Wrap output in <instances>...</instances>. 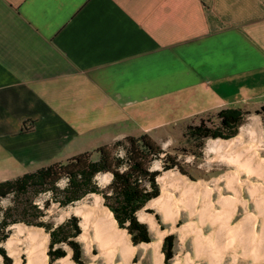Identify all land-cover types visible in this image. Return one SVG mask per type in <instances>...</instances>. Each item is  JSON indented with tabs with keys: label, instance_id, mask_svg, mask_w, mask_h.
I'll list each match as a JSON object with an SVG mask.
<instances>
[{
	"label": "crops",
	"instance_id": "0c3cea01",
	"mask_svg": "<svg viewBox=\"0 0 264 264\" xmlns=\"http://www.w3.org/2000/svg\"><path fill=\"white\" fill-rule=\"evenodd\" d=\"M262 106L264 0H0V183Z\"/></svg>",
	"mask_w": 264,
	"mask_h": 264
},
{
	"label": "trees",
	"instance_id": "16d2710c",
	"mask_svg": "<svg viewBox=\"0 0 264 264\" xmlns=\"http://www.w3.org/2000/svg\"><path fill=\"white\" fill-rule=\"evenodd\" d=\"M249 114L240 109L223 110L216 115L217 123L200 121L196 125L190 124L183 137L194 144L192 154L200 159L208 140H231L237 137ZM255 114L262 119L264 133V106ZM120 149L123 155L118 153ZM93 154H97V159H93ZM158 160L163 161V170L153 171L152 165ZM174 169L187 176L177 157L164 151L149 135H142L126 137L93 152L1 182L0 256L3 262L0 264H13L3 244L10 238L11 228L18 224L44 229L50 236L47 251L49 264L67 256L64 245L72 250L73 262L83 264L82 247L76 241L82 234L78 218L73 216L56 227L43 220L52 204L66 208L91 194L103 197L105 207L113 214L119 228L128 232L134 246L151 243L149 229L139 221L138 213L160 196L157 179L162 172ZM105 174L112 175V180L102 189L96 183V178ZM63 180H66V185L60 189L59 184ZM42 195H49L44 206L37 203ZM5 199L10 202L2 207L1 202ZM147 212L152 213L150 210ZM174 241V235L164 239L162 253L165 264H170L174 257Z\"/></svg>",
	"mask_w": 264,
	"mask_h": 264
},
{
	"label": "rangeland",
	"instance_id": "374dc122",
	"mask_svg": "<svg viewBox=\"0 0 264 264\" xmlns=\"http://www.w3.org/2000/svg\"><path fill=\"white\" fill-rule=\"evenodd\" d=\"M256 111L257 110L254 111L252 109L250 111H245L250 112V114L247 116L245 124L242 127L252 126L256 129L257 132H261V135L263 134L262 136H259V138L255 139V144L257 146V150H259V159L264 161L263 126L262 121L258 120L259 117L255 114ZM216 115L217 114L206 115L193 124H199L200 121H205L208 124L217 123L218 121ZM241 128L239 130V134H241ZM183 134L184 131L169 129L164 131V133H161L160 138L156 139L155 141L162 146L164 151L178 158V160L182 164L184 172L187 173V176L180 173L178 169L170 170L171 172L179 174L186 181H188V184L190 183V185L199 184L197 187L193 188L197 193V205L194 207V210H191V212H183L182 209L184 208L185 201L183 189L168 186L167 192L172 198L170 204L174 209H179V216L175 219V222H164L163 213L157 207L152 206L151 203H148L146 208L138 213V219H140L141 214H146L150 217H153L156 222L157 229H159L161 232L166 233L165 238L169 235L175 236L174 257L170 261V264H173L177 256L180 257L185 264H212L214 260L213 252L207 250L208 247L206 246L208 245V242L214 243V245L216 246L214 248L223 251L221 264H264V247H261V245H259V247H254L253 243H250L249 235L240 234L242 237H238V240H235V242L231 246L229 245L232 236L234 235L233 231L235 225L241 222L247 214H255L258 216V223L255 233L258 234L262 231V219L258 214L259 210L257 208V205L255 204L254 199H252L248 191V187L251 184L261 183L262 181L258 177H252L248 179L238 166L232 165L229 161L231 157H236L243 160L239 157V154L243 150V147L249 145L250 139H246L245 145L239 146L236 143L230 146H225L221 151L218 152H215L212 149L216 143L208 142L206 143V147L203 150V156L200 159H197L192 154L194 150V144L187 142L183 137ZM234 140L235 138L233 140H230L229 142H232ZM118 153L120 155H123V151L121 149ZM97 157V154H93V159H97ZM162 157H164V155ZM152 170L162 171L163 161H155L152 165ZM170 171L162 172L159 177L166 175ZM236 174L239 179V186L241 187V190L238 187L235 188L237 191L239 189L237 194L235 193V190L229 186L228 183V179ZM111 180L112 175L110 174L99 175L96 178V183L100 188L103 189L111 182ZM157 182L160 187L161 196V183L158 180ZM65 185L66 180L61 181L59 184L60 189H63ZM206 195L209 196L205 197ZM229 197L241 200L247 205L243 206L240 204L236 206L234 215L227 222V228H225L222 226L223 223H221V221L217 219V214H224V207L222 202ZM48 199L49 195H42L37 200V203L40 206H44L45 201H47ZM207 200H209L211 204V210L208 213L205 212V205ZM9 202V199H5L1 202V206L6 207ZM104 207L105 205L103 197L98 194H91L82 201L66 208H61L57 204H52L51 207L47 210V216L43 221L46 223H51L54 227H56L58 225H61L71 217L75 216L78 218L81 227V220L83 219L78 211L81 210L90 213L92 215L91 225L93 224L88 232V237L91 243L90 251H88V246L86 245V243L79 240V237L82 234L76 239V241L80 243L82 247L83 264H105L104 259L99 257L102 251L94 241V224H96L97 222V216L101 214V208ZM147 210L152 211V213H148ZM141 223L147 225L151 236V243L156 242L157 230L151 229L149 223L147 222ZM19 226L25 225L18 224L13 226L11 228L12 234L9 239L13 238L17 234ZM184 227H188L189 231L191 232L185 233V235H183L181 230ZM27 228L39 229L42 230L44 234H47L45 230L41 228ZM198 233L200 235V239H202L201 242L200 239H198ZM209 239H211V241H207ZM22 240H24L23 237H21V241ZM3 247L5 248V244H3ZM63 247L66 250L67 255L70 251L72 252L69 246L64 245ZM27 248L28 247H25V244L23 245V243L16 248L17 254L19 253L18 257L21 260L22 264L27 262ZM255 248L257 250H255ZM261 248H263V250H261ZM7 254L12 259L14 264L15 259L10 256L8 251ZM135 259L136 262L134 263ZM117 260H120L119 257L117 258ZM58 261L54 264H59ZM163 261L165 263V257ZM2 262L3 259H0V263ZM132 264H154V260L151 253L146 251L143 246L139 245L137 246Z\"/></svg>",
	"mask_w": 264,
	"mask_h": 264
},
{
	"label": "bare ground",
	"instance_id": "6f19581e",
	"mask_svg": "<svg viewBox=\"0 0 264 264\" xmlns=\"http://www.w3.org/2000/svg\"><path fill=\"white\" fill-rule=\"evenodd\" d=\"M250 134L251 141L249 142V145L243 147V150L241 149L242 151L239 154V157L243 160L236 157H231L229 161L232 165L238 166L248 179L252 177H258L262 181L261 183L251 184L248 187L249 194L252 199H254L259 210L258 214L262 219V231L258 234L255 233L258 223V216L255 214H247L241 222L235 225L233 231L234 235L232 236L229 245L231 246L235 240H238V237L241 236L240 234H245L249 235L250 243H253L254 247H259V245L264 247V161L259 159V150H257V146L255 144V139L262 135L261 133L257 132L256 129L251 131ZM239 142H241V140L237 139L229 143L221 144L217 148L212 149L213 151L218 152L221 151L225 146H230L236 143L240 144ZM237 174L228 179L229 186L235 190L236 194L239 189L241 190ZM157 180L161 183V196L150 203L163 213L164 222H175V219L179 216V209H174L170 204L172 198L167 192L168 186L183 189V194L185 196L184 208L182 209L183 212L187 213L191 212V210H194V207L197 205L198 198L197 193L193 188L197 187L199 184L190 185V183L188 184V181H186L179 174L171 171L166 175L159 177ZM236 187L239 188L238 191L235 189ZM208 196L209 195H206L205 197ZM209 200L206 201L205 205V212L207 213L211 210V204ZM222 203L224 207V214H217V219L223 223V227L227 228V222L234 215L236 206L240 204L246 206L247 204L232 197L223 200ZM101 209V214L97 216V222L94 224V241L102 251L99 257L104 259L105 264H132L137 247L132 244L131 237L128 232L119 228L117 221L109 209L105 207ZM78 213L83 219L81 220V228L83 233L79 237V240L86 243L88 246V251H90L91 243L88 237V232L91 229V226H93V224L91 225L92 215L81 210H79ZM139 221L147 222L149 223L151 229L157 230L156 242L151 244H141V246H143L146 251L151 253L154 264H165L163 261L164 255L161 252V248L166 233L157 229L156 222L153 217H150L146 214H141ZM181 232L183 235H185V233L191 231H189L188 227H184ZM21 237H23L24 240L21 241ZM49 239L50 236L44 234L42 230L29 229L25 226H19L17 234L5 243V249L9 252L10 256L15 259L14 264H22L18 257L19 253L17 254L16 248L23 243V245L25 244V247H28L26 251L27 262L24 264H49V258L47 255ZM198 239H200L199 233ZM201 240L202 239H200V242ZM207 241H211V239ZM206 247H208V251L213 252L214 260L212 264H221L223 251L214 248L216 246L212 242H208ZM255 250L257 249L255 248ZM71 253L72 252L70 251L69 254L65 258L60 259L58 263L75 264L71 259ZM118 257L120 259L119 261L117 260ZM0 259H2V257H0ZM173 264L185 263L180 257L177 256Z\"/></svg>",
	"mask_w": 264,
	"mask_h": 264
},
{
	"label": "water",
	"instance_id": "95a60500",
	"mask_svg": "<svg viewBox=\"0 0 264 264\" xmlns=\"http://www.w3.org/2000/svg\"><path fill=\"white\" fill-rule=\"evenodd\" d=\"M1 257V256H0Z\"/></svg>",
	"mask_w": 264,
	"mask_h": 264
}]
</instances>
